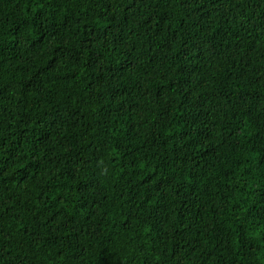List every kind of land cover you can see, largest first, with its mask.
Listing matches in <instances>:
<instances>
[{"label":"trees","instance_id":"obj_1","mask_svg":"<svg viewBox=\"0 0 264 264\" xmlns=\"http://www.w3.org/2000/svg\"><path fill=\"white\" fill-rule=\"evenodd\" d=\"M0 264H264V0H0Z\"/></svg>","mask_w":264,"mask_h":264}]
</instances>
